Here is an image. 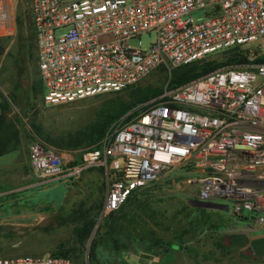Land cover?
I'll use <instances>...</instances> for the list:
<instances>
[{
	"label": "built area",
	"instance_id": "obj_1",
	"mask_svg": "<svg viewBox=\"0 0 264 264\" xmlns=\"http://www.w3.org/2000/svg\"><path fill=\"white\" fill-rule=\"evenodd\" d=\"M1 2L0 29L9 23L8 4ZM201 9L205 18L186 17ZM32 19L47 105L123 92L157 67L243 48L251 63L167 84L114 123L82 161L71 164L39 138L29 144V160L45 182L67 183L91 166L104 168L102 219L133 191L190 166L202 173L188 180L193 199L264 220V0H32ZM145 33L156 34L148 48L131 43ZM0 264L77 263L22 254L0 256Z\"/></svg>",
	"mask_w": 264,
	"mask_h": 264
},
{
	"label": "rangeland",
	"instance_id": "obj_2",
	"mask_svg": "<svg viewBox=\"0 0 264 264\" xmlns=\"http://www.w3.org/2000/svg\"><path fill=\"white\" fill-rule=\"evenodd\" d=\"M4 1L8 4L9 23L0 29V114L19 132V141L8 155L0 156V256H49L63 249L71 250L77 264H92L94 241L106 237L107 217L100 218L105 169L91 166L70 182H45L30 166L29 144L37 138L59 142L77 133L97 118L106 102H131L133 90L47 105L42 98L43 85L42 94L36 92L41 78L32 0ZM189 16L200 20L206 12L195 10L186 17ZM155 39V33H145L131 43L137 45L141 40L143 47L148 48ZM211 58L221 59L222 54ZM174 69L157 67L134 89L152 87L162 93L170 84ZM96 146L59 151L71 154L76 161L70 163L74 164ZM11 154L19 158L14 160ZM190 170L191 167L185 169L174 181L164 180L143 189L144 199L154 210L152 226L168 241L179 244L171 256L163 260L151 256L147 264H264V220L253 218L250 213L236 217L230 210L198 205L191 196L194 187L188 184L193 176ZM89 218L95 219L93 231L84 246L78 245L74 229ZM112 244L104 240L98 245L96 264H122L125 251L145 253V245L139 242L122 250ZM164 246L169 245L162 243L155 250L159 252Z\"/></svg>",
	"mask_w": 264,
	"mask_h": 264
},
{
	"label": "trees",
	"instance_id": "obj_3",
	"mask_svg": "<svg viewBox=\"0 0 264 264\" xmlns=\"http://www.w3.org/2000/svg\"><path fill=\"white\" fill-rule=\"evenodd\" d=\"M251 61L246 51L243 48L237 47L224 52L221 59L210 58L177 67L172 72L170 86L177 87L188 84L213 72L222 65H246L251 63ZM254 61L261 62L263 59L256 58ZM136 86L127 89L133 90L131 102L110 100L104 104L97 118L84 129L75 134L66 136V138L61 139L59 142L50 139L45 142L61 151L77 150L94 145L98 147V144L100 145L102 143L111 126L119 121L127 112L161 94L159 90L153 89L152 87L134 89ZM36 92L37 94H42L41 82L40 86L36 88ZM129 119L130 117H128L127 120ZM0 124V156H2L14 149V146L17 145L19 141V132L15 129L13 124L6 121L4 114H0ZM143 189L145 188L133 191L126 203L118 211L107 217L106 224H104L106 227V237L96 239L92 245V251L90 253V261L92 264L97 263V247L104 240L111 241L116 250L127 249L130 243L139 242L145 245V253L154 256L158 255L155 247H158L162 243L165 245L174 243V241H168L164 237V234L161 235L160 232L152 226L155 221V216L152 215L154 210L153 206L144 199L143 196L145 192H143ZM202 209L207 210L206 208ZM251 215L253 218H256V214L252 213ZM83 221V224L76 226L74 229L75 243L81 246L85 245L95 226V219L89 218ZM123 239H126L124 243L121 242ZM175 245L178 246V242L175 241ZM165 247L167 246H164V249ZM54 255L70 259L73 258L71 256H74L71 254V250L63 249ZM72 260L75 261L74 259Z\"/></svg>",
	"mask_w": 264,
	"mask_h": 264
},
{
	"label": "crops",
	"instance_id": "obj_4",
	"mask_svg": "<svg viewBox=\"0 0 264 264\" xmlns=\"http://www.w3.org/2000/svg\"><path fill=\"white\" fill-rule=\"evenodd\" d=\"M9 153V152H8ZM8 153H6L5 155H8ZM63 156L65 157V159L68 161V162H75L76 159L74 157H72L71 154L69 153H62ZM5 155H2V156H5ZM13 155L12 158L14 160H16V158H19L16 154H11ZM71 158V159H70ZM29 163H30V160H29ZM77 163V162H76ZM31 166V164H30ZM187 168H190V166H183V167H180L178 170H176L175 173H173L169 178H166L165 180L167 181H171V180H175V176L179 175V174H182V172H184L185 169ZM191 174H193V176H190V178H199L202 176V173L200 171H196V170H193L191 168L190 170ZM164 181V180H163ZM56 183H62V182H56ZM175 243L167 246L165 249H162L158 252V255L154 256V255H147L146 253H134V252H130V251H125L124 254H122V259H123V263L122 264H147L149 260V258L151 257L152 259H165L166 257H169L171 256V253L172 252H175V251H178V249L176 250L174 248Z\"/></svg>",
	"mask_w": 264,
	"mask_h": 264
},
{
	"label": "water",
	"instance_id": "obj_5",
	"mask_svg": "<svg viewBox=\"0 0 264 264\" xmlns=\"http://www.w3.org/2000/svg\"><path fill=\"white\" fill-rule=\"evenodd\" d=\"M195 202L200 205V206H203V207H206V208H212V209H215V208H218L221 206V204H212V203H208V202H199L197 200H195Z\"/></svg>",
	"mask_w": 264,
	"mask_h": 264
}]
</instances>
